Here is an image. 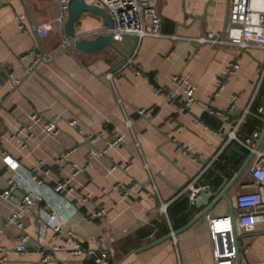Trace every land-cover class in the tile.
<instances>
[{
	"label": "crops",
	"instance_id": "crops-1",
	"mask_svg": "<svg viewBox=\"0 0 264 264\" xmlns=\"http://www.w3.org/2000/svg\"><path fill=\"white\" fill-rule=\"evenodd\" d=\"M252 3L259 5V1ZM229 4L230 0H161L158 10L163 37L140 40L127 34L114 40L127 60L109 48L82 54L71 46L53 60L32 67L24 56L32 54L39 43L44 52L52 53L62 38L51 34L38 42L33 34L20 31L17 16L28 13L37 23L50 22L58 16V5L55 0H0V242L6 248V264H95L86 256L89 251L107 252L111 264H213L208 221L235 213V198L242 186L250 183L251 160L228 192L230 207L222 201L183 233H171L205 210L190 206L186 197L177 198L189 182L199 178L211 194H217L224 180L230 183L250 155L227 143L226 120H238L252 103L264 74V50L197 47L192 42L209 32L224 33ZM94 19L84 15L76 25L77 35L101 29L102 24H92L97 23ZM172 36L179 39L172 41ZM232 63L238 64V69L227 75ZM109 73H116L112 80L106 77ZM173 76L186 78L195 88V101L188 113L180 110L179 101L171 104L165 94L157 92L183 94L184 87L175 85ZM11 77L18 81L17 86ZM219 83L223 84L221 90ZM234 95L237 99L231 113ZM260 107H264V81L248 119L261 122ZM139 110L147 116L141 117ZM212 111L226 113L228 119ZM35 113L46 121L59 117L61 132L54 137L42 131L43 125H35V135L23 146L25 135H17ZM71 119L78 120L75 129L67 125ZM127 119L132 121L131 128L126 126ZM100 133L105 135L96 142L97 148L116 134L123 136V143L88 164L94 147L84 138ZM260 149L264 150V141ZM5 157L27 171L40 165L50 169L46 182L51 189L70 179L74 190L70 195L64 193L55 221L43 207L34 208L21 220L28 236L25 253L16 251L19 230L5 222L7 216L18 212L21 196L17 192L14 200L1 198L14 175L3 162ZM113 165L131 167L127 172L121 168L113 171ZM209 171L213 173L208 177ZM133 183L138 187L127 200L113 190L117 184ZM180 199L187 200L186 212L193 216L185 226L176 228L170 209ZM172 201L168 212L162 213L161 203ZM101 209L105 214L96 219L94 214ZM56 224L64 230L59 239H54L52 231ZM163 230L168 233L157 237ZM168 235L171 239L140 251ZM239 237L241 262L264 263L263 227ZM77 244L82 248L80 254L76 253ZM43 254H50L51 261L42 263Z\"/></svg>",
	"mask_w": 264,
	"mask_h": 264
},
{
	"label": "built area",
	"instance_id": "built-area-1",
	"mask_svg": "<svg viewBox=\"0 0 264 264\" xmlns=\"http://www.w3.org/2000/svg\"><path fill=\"white\" fill-rule=\"evenodd\" d=\"M55 1L58 5V16L53 21L37 23L28 13L17 16L20 31L23 34H33L38 42L51 34L58 35L62 38L61 45L52 53L44 52L39 43L35 46V50L32 54L24 56L22 59L31 60L32 67L41 62L53 60L59 52L66 51L69 47L74 45V41L67 38L64 34V28L68 18V7L71 0ZM160 1L161 0H85L86 4L105 10L111 17L114 27L110 29L103 26L101 29L91 31L84 34L82 37L79 36V39L97 38L101 35L109 34L113 35L114 40L127 34L136 36L140 40L148 37L161 38L163 37L161 32L163 18L158 10ZM170 39L176 41L179 38L172 36ZM192 42H194L197 47H235L241 51L249 49L264 50V0H262L261 4L259 1L258 6H255L252 0H230L228 20L224 33L218 34L216 32H209L206 36L194 39ZM131 62L132 61H130V63ZM122 69L124 68L119 69L118 73L121 72ZM237 69L238 64L232 63L227 68L226 74L233 75ZM137 74L139 75L140 72H137ZM115 75L116 73H109L106 77L108 80H112ZM11 81L14 86L19 84L18 81L14 80L12 77ZM263 81L264 74L257 86L252 103L243 111L241 117L236 121L226 120L227 127L229 128L227 143L235 144L252 155L248 167L250 183L242 186L241 192L236 196V210L233 216L227 215L209 219L208 221V234L213 247V264H238L236 236L239 237L242 233L254 232L259 225L264 229V150L258 147L262 130L258 128L251 134L246 135L242 132L243 125L248 117L252 115V108L259 95ZM172 82L177 86L182 85L184 87L183 94H178L172 90L164 91L161 89H158L157 92L165 94L171 104L179 101L181 105L180 110L184 113H188L191 104L195 101V88L182 76H173ZM222 88L223 84L219 83L218 89L221 90ZM236 99L237 96H232V104L229 109L231 113L234 111ZM118 102L121 103V100L119 99ZM211 113L228 119L226 113L214 111ZM257 113L264 117V107L258 108ZM138 114L141 117L147 116V112L144 110H139ZM35 125H43L42 131L54 137L58 136L61 132L59 117L46 121L41 115L35 113L30 117V124L24 126L17 135L18 138H20L22 134L25 135L22 137L21 144L23 146L35 135ZM67 125L69 128L75 129L78 126V120L71 119L67 122ZM126 126L131 128L132 121L127 119ZM104 135V133H100L99 135L88 134L85 136V141L89 142L94 147L88 154V164L97 158L104 157L109 150L123 143V136L116 134L113 135L103 147L97 148L96 142ZM136 147H140L137 141ZM62 161L63 158L60 159V162ZM3 162L14 172V175L8 179L7 188L1 193V198L4 200H14L16 198L15 194L17 192L21 193L18 212L7 216L5 222L8 225L15 226L19 230L16 251L25 253L27 251L26 243L28 236L21 220L26 218L34 208L43 207V209L47 211L50 220L55 221L57 209L61 207V204L65 200L64 193L70 195L74 190L71 186L70 179L58 182L53 189L49 188L46 177L49 176L51 171L48 168H44L42 165L34 171H27L21 168L20 165L14 162L10 157H5ZM130 167V165L123 167L113 165L111 170L114 171L121 168L123 171L127 172ZM78 172L80 171L76 169V173ZM199 181L200 179L197 178L189 182L185 189L178 194L177 198L186 197L190 206H195L203 195L211 194L210 187L201 184ZM137 187V183L128 186L117 184L113 187V190L116 191L123 200H127L135 192ZM88 197L89 196L84 199V202L88 200ZM174 201L161 203L160 209L162 213L166 214ZM104 214L105 210L101 209L94 214V217L96 219L102 218ZM52 231L54 239H59L64 234V230L59 224L54 225ZM70 235L72 236L73 234L70 233ZM171 235H174L173 232ZM54 249L58 250L59 248L56 247ZM81 249L80 244H77L76 253L80 254ZM86 256L88 259L93 260L95 264H111L107 252L96 254L93 251H89L86 253ZM51 259L52 256L50 254H43L42 263H48ZM6 262V248L0 242V264H6ZM240 264L251 263L241 262Z\"/></svg>",
	"mask_w": 264,
	"mask_h": 264
},
{
	"label": "water",
	"instance_id": "water-1",
	"mask_svg": "<svg viewBox=\"0 0 264 264\" xmlns=\"http://www.w3.org/2000/svg\"><path fill=\"white\" fill-rule=\"evenodd\" d=\"M84 15H90L95 18H98L102 21L103 26L108 27L112 29L114 27V23L109 16V14L102 9H99L94 6H90L85 3V0H71L68 7V18L67 22L65 24L64 28V34L67 38L74 41V48L76 51L82 53V54H96L99 53L107 48L114 50L117 52L124 60H127L126 56L120 52V50L116 47L114 44L113 35H101L94 39H79V36L76 33V25L81 21L82 17ZM261 122L263 123V128L261 132V137L259 140L258 147L260 148L262 142L264 141V118H260ZM232 149L241 155H244L241 151H239L235 146L232 147ZM252 159V155H249L246 162L242 165L236 176L233 178V180L228 183V181L225 179L224 183L222 184V187L217 194H209V195H203L196 203L197 208L205 207V210L201 212L197 217H195L193 220H191L185 227L178 230L174 233L175 236L179 235L180 233H183L190 227H192L196 222L204 218L208 213H210L213 209L217 208L220 204H222V201H226L228 206H231L232 199L228 196V192L231 190V188L234 186L238 178L241 176V174L246 170L250 160ZM230 216H233L232 212H230ZM171 235L166 236L165 238L158 240L157 242H154L144 248H142L140 251L148 250L163 241H167L171 239ZM239 242L240 237L236 236V247L238 251V264L241 263L240 260V248H239Z\"/></svg>",
	"mask_w": 264,
	"mask_h": 264
},
{
	"label": "trees",
	"instance_id": "trees-1",
	"mask_svg": "<svg viewBox=\"0 0 264 264\" xmlns=\"http://www.w3.org/2000/svg\"><path fill=\"white\" fill-rule=\"evenodd\" d=\"M261 125L262 123L259 120L251 117L247 120L246 124L243 126L244 128L243 131L245 130L246 133L251 134L254 128H260ZM217 168L214 169L213 172L216 171ZM212 173L209 171L208 177L212 176ZM216 181L219 184V180H216ZM173 206L175 207L173 209H170V216L174 220L176 228H181L185 226L192 219L193 213L186 212L187 211V200L186 199L177 200ZM166 233L168 232L163 230V232L157 235V237L158 236L160 237V235H164Z\"/></svg>",
	"mask_w": 264,
	"mask_h": 264
},
{
	"label": "rangeland",
	"instance_id": "rangeland-1",
	"mask_svg": "<svg viewBox=\"0 0 264 264\" xmlns=\"http://www.w3.org/2000/svg\"><path fill=\"white\" fill-rule=\"evenodd\" d=\"M94 20L97 22V23H95L94 21L92 22V24H94V26L102 24V21L100 19L95 18ZM102 26H103V24H102Z\"/></svg>",
	"mask_w": 264,
	"mask_h": 264
},
{
	"label": "bare ground",
	"instance_id": "bare-ground-1",
	"mask_svg": "<svg viewBox=\"0 0 264 264\" xmlns=\"http://www.w3.org/2000/svg\"><path fill=\"white\" fill-rule=\"evenodd\" d=\"M255 1H260V4H261V2H262V0H255ZM263 5V4H262Z\"/></svg>",
	"mask_w": 264,
	"mask_h": 264
}]
</instances>
